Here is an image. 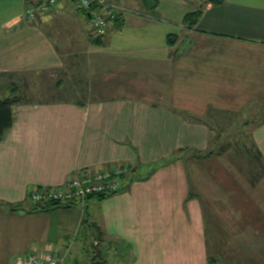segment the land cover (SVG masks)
<instances>
[{
	"label": "crops",
	"instance_id": "crops-1",
	"mask_svg": "<svg viewBox=\"0 0 264 264\" xmlns=\"http://www.w3.org/2000/svg\"><path fill=\"white\" fill-rule=\"evenodd\" d=\"M41 1L0 0V82L54 98L22 97L0 140V264L45 251L54 218L68 244L50 248L68 247L66 260L83 209L29 213L31 193L116 166L137 178L87 200L90 263L209 264L204 206L190 197L188 168L173 154L210 147V123L230 112L258 123L253 137L264 156V0H166L169 14L159 11L162 0H110L131 11L104 37L90 34L88 14L69 0L28 21L26 9ZM192 11L202 14L194 25L184 21ZM252 244L250 263L232 264H264V235Z\"/></svg>",
	"mask_w": 264,
	"mask_h": 264
},
{
	"label": "rangeland",
	"instance_id": "rangeland-1",
	"mask_svg": "<svg viewBox=\"0 0 264 264\" xmlns=\"http://www.w3.org/2000/svg\"><path fill=\"white\" fill-rule=\"evenodd\" d=\"M168 1L162 0L159 11L161 13L170 12V5ZM118 4V3H117ZM120 5V4H119ZM126 12L131 11L123 5ZM176 6V5H173ZM177 9L180 11H186V6L181 7L177 4ZM192 10V8L190 9ZM0 94L3 96L4 93L11 92V86H7L6 82H0ZM22 85V84H21ZM23 87V86H22ZM19 89V88H18ZM23 92L15 93L20 98L24 97L26 101H53L52 94L50 92L36 93L32 90L26 92V88H23ZM5 98V97H3ZM2 99V98H0ZM220 121V126L214 129V124L210 123L212 126L210 147L205 150L198 148H186L190 153L189 160V170L188 174L190 186L193 193L198 194L196 198L200 199L204 208L208 212L210 218V224L214 223L216 218H219L220 227H213V234L217 236V243L219 244L220 257L218 258L217 264H232L235 261L249 262L247 259L253 252L254 245L252 244V239L256 236L262 237L264 235V175L261 177L257 185L253 186L251 180L253 179V173H247L239 171L238 166L234 163L232 159V154H224V156L217 157L214 154H210L206 157V160L193 158L196 154L201 152H207L212 148H216L215 139L216 135L219 133L220 129L224 131H230L231 122L226 119L223 114L216 115ZM192 150V151H190ZM179 151L177 150L175 154ZM172 156V158H173ZM175 157V156H174ZM176 158V157H175ZM195 159V160H194ZM170 161V159H169ZM152 168L149 166L141 168L139 173H144V171H151ZM232 174V176H230ZM31 206V203L28 204ZM74 206H79L83 209L84 218L79 217L76 222V227L78 229L74 230L70 234V239H74L73 247L71 246V252L66 258L64 264H91L90 258L93 252L90 250V239L87 236L89 227L86 224L88 220L87 213L89 212L88 206L82 205V203H74ZM213 215H216L213 216ZM72 216V214H68ZM64 217V216H63ZM83 218V222H82ZM62 220V216H61ZM57 219H53V228H51V236L47 245L61 247L67 245L64 234H61L56 227H54ZM67 223L64 219V224ZM70 224V222H69ZM75 227V228H76ZM247 257V258H246ZM243 264V263H242Z\"/></svg>",
	"mask_w": 264,
	"mask_h": 264
},
{
	"label": "trees",
	"instance_id": "trees-1",
	"mask_svg": "<svg viewBox=\"0 0 264 264\" xmlns=\"http://www.w3.org/2000/svg\"><path fill=\"white\" fill-rule=\"evenodd\" d=\"M212 4H222L223 0H210ZM201 11H192L184 15V21L186 23H190V25H194L197 23L199 17L201 16ZM177 36L175 34H170L168 36V43L169 44H174L176 42ZM11 86V94L12 96H8L5 98L0 99V140L2 135L5 133V130L10 128L12 126V106L15 103H21L22 100L19 96H17L15 93L19 92V89L17 85L15 84H10ZM263 111V110H262ZM210 113H216V110L210 109ZM223 114L228 115V119H230L231 122V129L230 131H224L223 129H220L218 131L219 133L216 135V139L214 140L216 148H212L211 150L205 152H201L199 154H196L195 156H192L193 158H198L199 160H206V157L210 154H214L217 157L224 156V154H232V159L234 160V163L238 166L239 171L242 172H247L250 173L252 172L253 179L251 182L253 183V186L257 185L261 177L264 175V156L260 149L258 148L254 137H253V130L254 127L257 126L258 123L255 122V120H251L250 118L245 119L243 123H241L239 117L241 114L237 113H230V112H223ZM263 116V121H264V115ZM214 121L212 122L214 124V129H216L217 126H220V121L218 120L217 117H214ZM261 121V122H263ZM260 122V123H261ZM255 123V124H254ZM212 127V126H211ZM214 131V130H213ZM211 131V132H213ZM179 152L175 154L174 156L177 159H183L184 162L186 163V166L189 170V160L190 155H188V152L186 148L183 150L180 149L178 150ZM192 151V150H190ZM195 160V159H194ZM169 162V159L165 158L157 163H155L152 166V170L147 172V173H140L139 176L142 177V179H147L150 177L152 172L158 167L165 165ZM139 173V172H138ZM232 176V174H230ZM137 178L136 173L134 171L127 172L123 174L122 181H123V187L122 190H127L133 180ZM191 182V180H190ZM198 194L193 193L192 189H190V197L196 196ZM99 198L104 199L109 196L107 195H98ZM34 205V204H33ZM203 205V204H202ZM23 205L21 203H16V204H10V207L12 209H17L22 207ZM65 206L64 204L61 203H53L48 206H33L29 213H34V212H40V211H47L53 208L57 207H62ZM205 207V206H204ZM203 207V219H204V226H205V238H206V249H207V260L209 264H217L218 258L221 256L220 255V250H219V244L217 243V236L218 234H213V227H220V221L219 218H216L214 220V223L209 221L210 218L208 216V212L206 209ZM216 217V215H213ZM219 226V227H218ZM222 227H220V230Z\"/></svg>",
	"mask_w": 264,
	"mask_h": 264
},
{
	"label": "built area",
	"instance_id": "built-area-1",
	"mask_svg": "<svg viewBox=\"0 0 264 264\" xmlns=\"http://www.w3.org/2000/svg\"><path fill=\"white\" fill-rule=\"evenodd\" d=\"M62 0H43L26 9V18L37 22L57 3ZM75 11H83L89 15V32L93 36L104 37L115 22L126 12L122 6L110 0H69ZM127 173L124 166H116L104 171L73 173L61 185L38 187L30 195L35 206H48L53 203L86 204L90 197L98 195L112 196L120 193L123 187L122 177ZM68 247L61 251H52L49 247L43 252L27 253L18 264H64Z\"/></svg>",
	"mask_w": 264,
	"mask_h": 264
}]
</instances>
